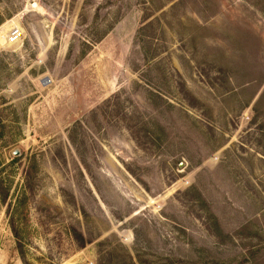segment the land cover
<instances>
[{"label": "rangeland", "instance_id": "rangeland-1", "mask_svg": "<svg viewBox=\"0 0 264 264\" xmlns=\"http://www.w3.org/2000/svg\"><path fill=\"white\" fill-rule=\"evenodd\" d=\"M0 264H264V0H0Z\"/></svg>", "mask_w": 264, "mask_h": 264}, {"label": "bare ground", "instance_id": "bare-ground-1", "mask_svg": "<svg viewBox=\"0 0 264 264\" xmlns=\"http://www.w3.org/2000/svg\"><path fill=\"white\" fill-rule=\"evenodd\" d=\"M15 29H17L21 33L20 27L14 23L12 26H10V28H8L6 30V32H4L3 34L0 35V45L1 46H6V45L11 44L10 39H9V35Z\"/></svg>", "mask_w": 264, "mask_h": 264}, {"label": "built area", "instance_id": "built-area-1", "mask_svg": "<svg viewBox=\"0 0 264 264\" xmlns=\"http://www.w3.org/2000/svg\"><path fill=\"white\" fill-rule=\"evenodd\" d=\"M22 34L17 30H13L9 35V39L11 43L17 42L21 38Z\"/></svg>", "mask_w": 264, "mask_h": 264}]
</instances>
